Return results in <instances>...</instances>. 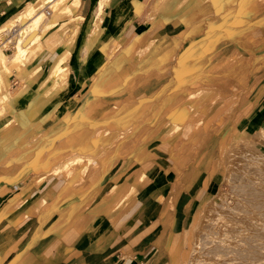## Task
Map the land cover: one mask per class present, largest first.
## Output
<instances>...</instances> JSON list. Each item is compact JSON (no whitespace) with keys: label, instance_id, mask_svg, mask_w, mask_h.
<instances>
[{"label":"crops","instance_id":"1","mask_svg":"<svg viewBox=\"0 0 264 264\" xmlns=\"http://www.w3.org/2000/svg\"><path fill=\"white\" fill-rule=\"evenodd\" d=\"M12 1L19 4L23 0H0V15L10 10L8 6ZM182 1L108 0L103 9L99 42L84 62L69 65L75 88L81 81L83 87H87L85 107L71 115L61 112V103L53 100L36 118L26 122L39 121L43 129L49 126L47 130L55 132L61 126L51 119L54 114L68 131H74L75 137L80 131H90L101 122L111 124L108 112L111 105L102 103L106 98L112 100L110 97L126 93L127 99L134 98L133 102L146 100L134 108H128V104L122 108L114 124L115 137L102 153L112 146L113 151L106 155L104 164L98 165L97 175L89 169L78 186L54 190L48 203L54 201L62 205L53 214L43 213L42 207L33 212L31 207L42 194L53 188L54 180L55 185H62L61 177L45 175L46 179L37 188L30 189L39 177L34 171L35 162L22 165L9 176L0 173V264H170L185 250L193 218L203 208L218 177V139L213 136L193 140L178 152L165 142L159 143V138L153 136L128 156H123L119 147L130 144L135 133L144 126L153 130L163 116L174 112L175 93L188 87L184 84H205L208 73L213 71L210 69L220 65L217 56L223 57L224 52L233 51L247 54L260 49V45L264 47V0L260 13L253 8L256 0H230L225 8H233L234 13L230 16H224L226 10H221L224 0H203L198 11L191 5L175 12V7ZM194 1L190 0V4ZM91 4L92 0H80L78 9L86 10L82 18L89 14ZM159 5L162 11L156 10ZM17 12L11 11L6 18ZM222 19L225 21L220 23ZM256 35L262 37L259 39ZM81 43H78V49ZM75 45L77 42L68 48L71 54L68 63L74 60ZM100 49L103 54L99 53ZM138 52L145 54L139 63ZM115 53L122 57L119 66H129L132 61L136 71L121 70L122 84L115 88V81H107L105 86L111 88L98 95L97 75L93 78V75H83V68L94 65L99 56L104 63ZM110 65L114 66V61L103 64L104 67ZM188 66L192 69L184 73L183 68ZM138 79L140 85L134 90L129 89L128 85ZM31 99V94L24 96L17 108L27 109ZM101 105L103 109L97 114L95 110ZM142 109L144 113H141ZM136 115L140 117L131 119ZM70 138L72 136L67 139ZM100 157L91 159L95 163ZM176 162L181 163L176 165ZM137 171L146 172L148 183L135 184L134 190L121 192L119 195L132 194V198L109 207L113 199H106L107 193L113 186L119 185L121 189ZM122 179L124 182L121 183ZM71 194L74 196L70 203L73 213L65 221L58 222L60 217L67 216L64 202ZM16 196L23 199V204L14 212L1 216L4 206Z\"/></svg>","mask_w":264,"mask_h":264},{"label":"rangeland","instance_id":"2","mask_svg":"<svg viewBox=\"0 0 264 264\" xmlns=\"http://www.w3.org/2000/svg\"><path fill=\"white\" fill-rule=\"evenodd\" d=\"M31 2L32 0H23L19 4H16L12 1L8 6L10 10L5 12L4 15H0V21L3 19L0 24L2 22L9 21L17 14H20L31 4ZM202 3L204 2L200 3L199 0H196L190 4V0H184L175 7L174 11H178L183 6L188 7L191 5L195 11H198L197 9L199 6L203 5ZM229 4L230 0H224L221 4V10L225 9ZM160 5L157 6L156 10L162 11ZM83 6H85V8L87 7L86 4H83ZM253 8L256 13H260L263 10V0H256ZM14 10H17L18 12L11 18L7 19L6 17L8 14ZM225 10L226 13L224 16H230L234 13L233 8ZM85 11L86 10L84 9L77 8L74 12L68 14L65 18H63V20L57 23L50 30L49 34L51 36L54 35L57 39H66L69 33H71L70 29L72 31H79V29L83 26V20L75 21L74 19L77 16L83 17ZM224 21L225 19H222V21L220 20V23ZM86 28L88 31H91V29H94V26H91L90 24ZM37 32L38 31L35 30L30 34V36L36 35ZM258 37L260 39L262 36L256 35V38ZM82 38L83 34H79L75 40V42H77V45H75L77 50L73 52L74 60L71 59L70 63H68L71 55L68 50V55L65 60L60 62L54 61L55 70L52 72H56L58 68L67 69L68 80H66L67 82L64 81V83H62L65 85V89L60 93L62 86L58 85L56 87V90L59 91V95L55 98V100H58V102L61 103V112L66 111L71 115L81 111L87 102L86 95H84L87 87H83L84 83L81 81V85L77 89L75 88L72 81V74L70 72L71 68L69 66L74 64L80 65L87 57V53H84L85 50L82 43L80 45V49H78V43L82 41ZM0 43H2L1 39ZM260 47V49L256 48L255 51L247 54L241 51H233L224 52L223 57L217 56L216 58L219 60L218 62L220 65L215 68L212 67L211 69L208 67L213 71L208 73L207 82L205 84H184L188 87L175 93L176 97L173 100L174 112H172L169 116H163L161 120L156 123L153 130L144 126L141 130L136 132L130 144H124L119 147V149L122 148L124 152L123 156L131 154L138 145L152 136L159 138L157 139L160 141L159 143L165 142L169 146H172L173 149L176 148V152L182 148L184 149L185 146L193 140L198 139L201 141L205 137L210 139L211 137L216 136L219 143L216 154L219 164L217 172L218 177L216 178V183L213 184L206 203L209 201L211 202L215 195L218 196L220 194L227 193L230 188V180L236 174L238 166V160L233 158V153L238 149L244 148L249 149L252 155L253 152L258 154H262L264 152V139L252 136L253 133L257 132V130L259 131V126L258 123H256V120L259 117L264 118V47L262 45H260ZM64 49V44H62L57 49V53H61ZM14 50V47L11 45L5 48L3 52L10 55L14 52ZM99 53L103 54L104 52L100 49ZM117 53H115L110 60L106 59L104 61V63L114 61V66L110 65V67H104L103 59L99 56L98 59L94 60V65L92 64L83 68V75H93L92 78L97 75L98 80H101L102 77H104V84L102 86L96 84V94L98 95H101L103 90L107 91L108 88H111L105 86V82L107 81H115L113 83L115 88L122 84L123 74H121V70L131 73L136 71L135 62L132 61H130L129 66H119L118 64L122 57L120 56L121 54L119 55ZM230 54L232 55L229 56ZM84 56L85 58L81 60ZM136 56L139 63L142 61L145 54L143 52H138L136 53ZM45 57L46 56L43 55L38 58L30 65V68H33L36 64H38L39 60L42 61ZM57 59L58 58L56 57L54 58V60ZM231 63H233V65H230ZM58 65L61 66L57 67ZM40 66H43V64ZM47 67L50 66L44 65L43 69L40 71L41 79L46 75ZM191 69L192 68L188 66L184 67L182 71L186 73ZM141 70L142 68H139V71ZM95 72L98 73L94 75ZM113 74H115L116 77H112L114 76ZM80 75H82V68L80 70ZM8 81L10 83V89L13 90L20 88L21 82L16 79L14 73L8 77ZM38 81L39 80L34 82L32 86L37 84ZM94 81L96 82L95 78ZM139 81L140 79H138L136 83L129 84L128 88L134 90L136 86L140 85ZM95 82L93 84H95ZM70 88L72 90L69 92ZM50 93H53V91ZM28 94H31L32 97L34 96L32 92ZM125 95L126 93H123V95L116 98L110 97L112 100H107L106 98V100L102 102L103 105H111L108 108L111 109L108 111L109 114H111V124H102L101 122L99 125L92 127V130L90 131H80L78 136L75 137L74 131H68L66 125L60 123L61 120L59 118H55L54 114H52L51 119L61 126V128L55 132L50 133L49 130H47L49 126L46 129H43L40 125L39 128L34 130V132L28 133L24 137L19 138L17 133L20 129L16 123H14L9 130H6V132H3L0 129V173L3 176L14 174L22 167V165L28 164L29 162H35L36 168H34V171L37 168H40V171L37 173L39 174V177L35 179V181L37 179L39 180V184L46 179V176L61 177L63 179V184H59L60 186L58 184L56 186L55 180L53 181V188L47 193L42 194L31 207L33 212H36L40 207H42L43 213L49 211V215L53 214V211L62 205L59 202L54 203V201L53 203H48L50 197L54 193V190L58 189V192L66 187L74 188L78 186L85 180L89 169L94 170L96 175L98 174L100 169L98 165L104 164L106 155L113 151L112 146L111 148L106 149V153H102L105 146L111 143L115 137L116 129L114 128L116 127L114 124L116 120L119 119L122 108L126 107V104H128V108H134V105H140L142 101L146 100H140L141 102L137 100L133 102L134 98L127 99ZM97 107L99 110L96 109L95 111L98 114L99 111H102L103 107L102 105ZM11 113L12 109L10 112H3L4 116L3 118L0 116V124L7 119L12 118L13 115ZM141 113H144V109L141 110ZM61 114H58V117H60ZM139 117L140 115H136L135 117H131V119ZM149 118L140 123L138 127L143 126ZM168 122H170V124H168ZM102 128L106 129L105 137L102 139H95L98 129ZM70 136H72V138L68 140L67 138ZM87 145L90 147L87 148ZM93 149L94 152L91 153ZM116 153L118 154V150ZM93 156L96 158L101 157L97 162L93 163V160L91 159ZM8 163H13L16 170L12 171V169H9ZM180 163L176 162V165ZM47 165L52 167H46ZM45 167L46 170L50 167V171L48 173H44L45 170H43V168ZM139 172L140 171H137V173H135V178L131 176L129 182H126L121 189L118 188L119 185L111 188L105 197L106 199H113L110 201L109 207L122 202L126 195H119L121 192V194H124L126 191L131 189L134 190L135 184L145 185L148 183V177L146 179L139 178ZM131 181L134 182L132 183ZM122 182H124V179L121 180V183ZM105 198L103 200H105ZM73 200L74 196L72 194L66 198L64 202L65 211L71 210L72 207L70 206V203ZM218 202L221 203V200H218ZM206 203L203 208L196 213L197 215L202 212L200 215L202 220L200 218L199 224L197 225L192 224L191 236L185 250L179 252L177 260H174L170 264H190L192 262V254L194 252L193 249L195 248L193 246H196V242H198L194 239L198 238V235H203L202 232L204 233L206 231V228L210 225L208 222H211L212 220V216H207L204 212L206 209ZM22 204L23 199L16 196L9 202V204L4 206L1 216L14 212V210ZM204 218L206 221L208 219V222L205 220L203 221ZM195 222L197 223V221ZM205 224L207 227H204L206 226Z\"/></svg>","mask_w":264,"mask_h":264},{"label":"bare ground","instance_id":"3","mask_svg":"<svg viewBox=\"0 0 264 264\" xmlns=\"http://www.w3.org/2000/svg\"><path fill=\"white\" fill-rule=\"evenodd\" d=\"M202 1L199 0V2ZM106 5L108 0H92L87 17L77 16L74 19L75 21L83 20V26L79 31L70 29L71 33L66 39H57L49 32L78 8L79 0H32L20 14L0 24L2 40L0 43V116L3 118V112H10L11 109L13 115L12 118L0 124L3 132L16 123L20 129L17 136L22 138L39 128L41 125L39 121L28 123L26 120L36 118L46 106L51 104L59 95L56 87L62 86L61 93L65 89L62 83L68 80L66 68H58L52 73L55 70L54 61L65 60L68 48L74 44L79 34H83L84 53L86 52L87 55L90 53L99 42L103 9ZM90 24L94 26V29L88 31L86 27ZM35 30L38 31L36 35L30 36ZM62 44L65 49L57 53V49ZM11 45L15 49L14 52L10 55L5 54L4 49ZM43 55L46 56L45 59L39 60L38 64L30 68V65ZM55 57L58 59L54 60ZM41 64L50 66L46 68L47 73L42 79ZM13 73L21 85L20 88L12 90L9 87L8 77ZM37 80L39 82L35 84L36 87L32 86ZM98 84L101 86L104 84V77L98 81ZM52 91L53 93H50ZM30 92L34 94L30 106L27 109L17 108L18 102ZM256 123H258L259 131L257 130L252 136L264 139V118L259 117ZM105 134V128L98 129L95 139H102ZM232 156L238 160L237 172L230 180L228 192L215 195L211 202L206 203L204 212L207 216H212V220L208 222V219L207 221L203 219L210 225L204 233L202 232V236L198 235V238L194 239L198 242L196 246H193L195 248H192L194 252L192 251L190 264H264V152L262 154L253 152L252 155L249 149L244 148L238 149ZM48 166L50 165L46 167ZM46 167L43 168L44 173H48L52 166L48 170ZM8 168L12 171L16 170L13 163H8ZM39 171L40 168L35 170L36 173ZM139 178L146 179V172H139ZM38 185L37 179L31 188L35 189ZM131 198L132 194H129L122 201H129ZM218 200H221V203ZM65 212L67 216L60 217L58 222H63L70 217L73 209ZM201 213L193 218V225L199 224Z\"/></svg>","mask_w":264,"mask_h":264}]
</instances>
